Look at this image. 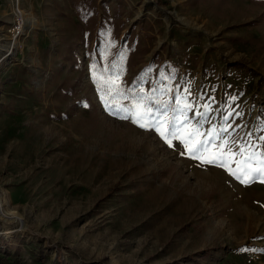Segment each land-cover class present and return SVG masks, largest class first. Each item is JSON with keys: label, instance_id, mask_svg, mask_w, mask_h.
<instances>
[{"label": "rangeland", "instance_id": "rangeland-1", "mask_svg": "<svg viewBox=\"0 0 264 264\" xmlns=\"http://www.w3.org/2000/svg\"><path fill=\"white\" fill-rule=\"evenodd\" d=\"M19 9L30 24L14 35L16 0H0V193L21 218L0 215V252L17 264H264L261 177L241 183L122 118L134 103L153 120L186 117L181 131L198 129L210 151L227 141L259 167L264 0Z\"/></svg>", "mask_w": 264, "mask_h": 264}, {"label": "snow or ice", "instance_id": "snow-or-ice-1", "mask_svg": "<svg viewBox=\"0 0 264 264\" xmlns=\"http://www.w3.org/2000/svg\"><path fill=\"white\" fill-rule=\"evenodd\" d=\"M184 107L190 109L191 105L186 103ZM124 111L131 113V115L122 118H130L134 124H138L141 128L154 127V130L170 147L173 146V140H179L189 156L200 159L202 163L217 164L225 168L230 175L240 180L241 183L247 184L255 179L257 175L261 177V182H264V162H261L259 167H252L250 162L253 156L245 155L246 148L240 147L239 152H232L230 148H227V141L219 144L218 147L213 145V150L210 151L208 145L212 144L211 139H194L197 136L203 135L199 133L198 129H190L186 132L181 131L184 125L187 124L186 117L184 121L177 126L169 121L166 118V113L163 112L159 113L158 117L153 120V110L145 104L134 103L131 108L124 109ZM201 152L202 155H196ZM237 156L242 157V159L236 160ZM233 163L236 164L235 170H233L231 166Z\"/></svg>", "mask_w": 264, "mask_h": 264}, {"label": "bare ground", "instance_id": "bare-ground-1", "mask_svg": "<svg viewBox=\"0 0 264 264\" xmlns=\"http://www.w3.org/2000/svg\"><path fill=\"white\" fill-rule=\"evenodd\" d=\"M17 12H19V14L22 15L23 25L30 24V21H28V19L26 17V14L22 13V11L19 9V7H18ZM1 61H2V59L0 58V62ZM5 197L6 196L4 195V193H0V215H1L2 219L5 220V221L7 219L20 220L21 218L18 215L15 214L16 212L14 211L13 207L10 206V201L7 200ZM17 230H19V229L18 228L12 229L11 227H9V229L5 230L4 233L7 236H10L13 232H15Z\"/></svg>", "mask_w": 264, "mask_h": 264}, {"label": "built area", "instance_id": "built-area-1", "mask_svg": "<svg viewBox=\"0 0 264 264\" xmlns=\"http://www.w3.org/2000/svg\"><path fill=\"white\" fill-rule=\"evenodd\" d=\"M19 7V0H16V8L18 10ZM23 25V18L22 15L19 14V12L16 11L15 14V18H14V22H13V26H12V33H14V35L18 34L20 31V27Z\"/></svg>", "mask_w": 264, "mask_h": 264}, {"label": "trees", "instance_id": "trees-1", "mask_svg": "<svg viewBox=\"0 0 264 264\" xmlns=\"http://www.w3.org/2000/svg\"><path fill=\"white\" fill-rule=\"evenodd\" d=\"M0 264H17V261L15 258L10 257L8 253L0 252Z\"/></svg>", "mask_w": 264, "mask_h": 264}, {"label": "crops", "instance_id": "crops-1", "mask_svg": "<svg viewBox=\"0 0 264 264\" xmlns=\"http://www.w3.org/2000/svg\"><path fill=\"white\" fill-rule=\"evenodd\" d=\"M38 2V1H37Z\"/></svg>", "mask_w": 264, "mask_h": 264}]
</instances>
